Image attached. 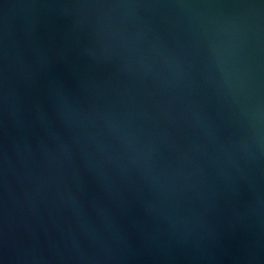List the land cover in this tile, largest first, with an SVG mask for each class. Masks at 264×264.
Instances as JSON below:
<instances>
[{
	"label": "water",
	"instance_id": "water-1",
	"mask_svg": "<svg viewBox=\"0 0 264 264\" xmlns=\"http://www.w3.org/2000/svg\"><path fill=\"white\" fill-rule=\"evenodd\" d=\"M0 264H264V0H0Z\"/></svg>",
	"mask_w": 264,
	"mask_h": 264
}]
</instances>
